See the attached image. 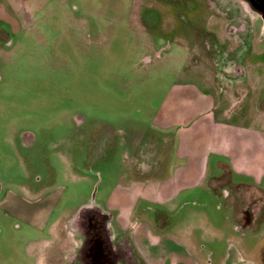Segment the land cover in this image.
Segmentation results:
<instances>
[{"label":"rangeland","instance_id":"rangeland-1","mask_svg":"<svg viewBox=\"0 0 264 264\" xmlns=\"http://www.w3.org/2000/svg\"><path fill=\"white\" fill-rule=\"evenodd\" d=\"M215 3L220 4L0 0V32L9 38L0 40V201L5 195L43 201L37 227L26 202H0V264H80L76 255L82 239L72 233L71 221L94 207L124 213L114 204L126 202L122 187L143 178L139 170L156 162L160 147L166 155L164 172L158 174L164 176L176 164L168 153L175 150L176 138L165 144L155 124L170 94L191 84L229 108L224 95L234 92L235 83L224 73L231 54L248 71L252 81L246 78L245 84L264 78L262 17L239 4L249 28L239 36ZM24 14L31 19L23 22ZM236 98L237 112H252V122L261 126L264 85ZM214 164L212 158L204 181L171 215L179 224L174 236L193 247L204 245L205 250L195 251L203 259V252L212 249L215 263L227 246H236L263 264L258 241L264 221L256 232L236 228L225 203L231 193L227 187L233 185L226 172L212 180L219 174ZM243 180L251 181L233 177ZM260 206L250 212L257 222L264 214ZM141 211L147 213L143 221L151 220L153 210L140 208L136 214ZM169 213L158 215L170 218Z\"/></svg>","mask_w":264,"mask_h":264},{"label":"crops","instance_id":"crops-1","mask_svg":"<svg viewBox=\"0 0 264 264\" xmlns=\"http://www.w3.org/2000/svg\"><path fill=\"white\" fill-rule=\"evenodd\" d=\"M239 73L241 76L235 80L234 92L224 95V98L230 99L229 108L222 109L216 96L202 92L194 85L185 84L179 89H173L164 105L165 108L161 111V117L159 116L155 124L159 131H162L158 136L165 144L166 141L176 138L175 150L170 149L168 152L174 155L176 164L168 167V173L164 176L158 174L164 172L162 171L165 167L164 161L161 159L166 155L165 148L163 150L160 147L156 162L147 169L139 170V177L143 178L134 179L130 185L122 187L126 202L121 203L118 200L114 204H119L124 213H116V210L110 208L101 210L108 214V223L115 233L127 234L134 249L146 264H253V261L257 264L253 253L248 252L245 255L236 246H227L219 262L213 261L212 249L203 252L207 258L203 259L205 255L195 251L201 249L202 252L205 246L197 244L193 247L185 241L184 244L183 240H178L174 233L178 231L179 224H175L171 217L182 204L186 203L189 192L204 181L212 158L215 169L219 171V174L213 177V181L220 179L226 172L235 189L248 193L246 199L256 192L264 201V114L261 112L258 119L255 117L261 125L256 126L252 122V112L246 114L243 109L237 112L235 104L237 95L248 96L250 91L255 93L258 85H264V78L257 76L252 82L255 83L253 86L245 84V79L249 77L243 63L240 65ZM251 81L249 79L248 82ZM172 128L175 130L174 135L165 136V132ZM233 177L248 178L252 182L245 180L234 182ZM211 188L219 195V189L216 190L214 185H211ZM230 190H227L231 193L227 194L225 203L232 209L233 189ZM2 201L11 202L12 205L26 202L29 207L31 206L29 211L31 210V218L34 219L32 223L36 227L43 220V216H40L41 212L43 213V205L41 206L43 201L40 198L31 201L18 195L13 198L5 195L0 202ZM140 208L153 210L154 217L143 221L146 212L136 214V210ZM161 211L170 212V218L158 215ZM237 218L236 215L233 216L236 228L240 231L246 230L238 226ZM166 227L174 228L169 232ZM259 235L258 242H262L261 237L264 238L262 226Z\"/></svg>","mask_w":264,"mask_h":264},{"label":"flooded vegetation","instance_id":"flooded-vegetation-1","mask_svg":"<svg viewBox=\"0 0 264 264\" xmlns=\"http://www.w3.org/2000/svg\"><path fill=\"white\" fill-rule=\"evenodd\" d=\"M217 1L220 4L217 5V3H215L213 6L219 8L220 12L225 13L229 19L230 29L239 36L244 35L247 32V29H249L247 21L244 20L245 14L239 4H244V9L247 8L248 10L256 11L261 17V13L264 14V0ZM20 18L23 22L24 19L28 21L31 19V15L29 16V14H24V16L22 15ZM1 33L2 32H0V40H4L7 43L9 41V38H7L8 36H3ZM227 59L229 61V67H227L228 70L225 71L224 76L229 78L230 84H234L235 80L239 79L238 76H241L239 75V69L242 61H239L233 54L228 55ZM234 86L235 84L233 87ZM153 142H156V140L154 139ZM227 188L229 190H234L231 195L233 198L232 202L234 203V207H232V214L234 216L240 212L241 218L238 220V226L242 229H251L256 232V230H258L257 227H259L258 225H260L264 219V214H261L260 220L257 222L255 221L256 217H251L250 212L251 210L253 213L255 210V213L260 211L262 206L259 207V205L261 203L264 206V201L256 192H253L249 195V198L246 199L245 197L248 193L245 194L243 191H240L239 189L237 190L233 186ZM238 193H242V195L236 196ZM255 195H258V197ZM245 199L246 202L244 203ZM244 204L246 205L245 209H243ZM108 218L109 216L107 213L94 207L91 211H88V209L85 212L81 211V213L71 221L72 233H78L82 239L79 253L76 255L80 264H146L143 258L134 249L127 234L115 233L108 223ZM261 238L263 241L261 242V245H259L263 248L264 238ZM261 248L259 249V252ZM262 250L264 251V248ZM258 256L264 264V256H261V253H258Z\"/></svg>","mask_w":264,"mask_h":264},{"label":"water","instance_id":"water-1","mask_svg":"<svg viewBox=\"0 0 264 264\" xmlns=\"http://www.w3.org/2000/svg\"><path fill=\"white\" fill-rule=\"evenodd\" d=\"M261 15H262V17H263V19H264V14L261 13Z\"/></svg>","mask_w":264,"mask_h":264}]
</instances>
